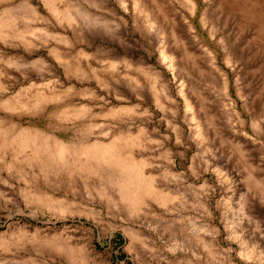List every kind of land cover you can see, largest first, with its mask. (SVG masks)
Wrapping results in <instances>:
<instances>
[{"label":"rangeland","instance_id":"obj_1","mask_svg":"<svg viewBox=\"0 0 264 264\" xmlns=\"http://www.w3.org/2000/svg\"><path fill=\"white\" fill-rule=\"evenodd\" d=\"M50 1L0 0V138L35 142L0 146V264H264V0ZM114 136L135 203L85 156Z\"/></svg>","mask_w":264,"mask_h":264},{"label":"bare ground","instance_id":"obj_2","mask_svg":"<svg viewBox=\"0 0 264 264\" xmlns=\"http://www.w3.org/2000/svg\"><path fill=\"white\" fill-rule=\"evenodd\" d=\"M46 1L48 2V4L52 5L50 0H46ZM132 4L134 6L133 8L137 9L139 12H141L143 14L144 21L146 22V24L148 26H152L154 20L152 17L153 13H152V10L150 9V7L147 4L143 3V0H132ZM0 19H1V14H0ZM164 46L165 45L160 46V53H161L160 55H162L163 59H165V58L167 60L169 59V61H170L169 66L172 67L171 66L172 65V63H171L172 57L166 53ZM164 61H166V60H164ZM185 104L187 107L190 106L187 101H185ZM34 132L36 135H38V133H41L38 130H34ZM116 137L117 136H114L110 140L111 143L109 142L107 145L103 146V148L95 149L92 151L91 155L86 154L85 156L90 157V158L94 157L100 163L101 162H107L108 164H111V166H114L113 168H116V169L121 167V169H123V171H124L123 172L121 170L122 172L120 175L122 184L118 183L117 194H115V195L112 194L111 196L114 199L121 200L125 203H129V204H131V202L135 203V201H137L139 198V192L145 191L144 189L148 188V184H147L148 182L142 181L143 179H141V175H140L139 171L137 170V168H138L137 161H135V159L133 157L130 158V156L126 155L127 157L130 158L127 161V164L125 163L126 165H124V164L120 163V161H119L120 157L118 156V154L121 153V150H120L119 146H116V143H115ZM28 138H26L27 140H22L23 138H20V139L12 138V140L0 138V146H2L4 148L8 144H11L12 149L21 150L26 145H29V144L35 145L34 140L31 138H29V139ZM48 142L51 143V144H48L49 148H52L54 145L56 146V145L60 144V142H58V140H56V139L54 142H51L49 140H48ZM84 166H85V164L81 165V167H84ZM113 177H115V176H113ZM116 186H117V184H116ZM248 255L249 254H247V257H248Z\"/></svg>","mask_w":264,"mask_h":264}]
</instances>
